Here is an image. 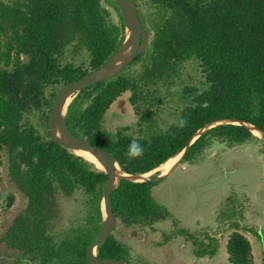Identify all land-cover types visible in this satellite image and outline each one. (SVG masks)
<instances>
[{
  "label": "trees",
  "instance_id": "obj_1",
  "mask_svg": "<svg viewBox=\"0 0 264 264\" xmlns=\"http://www.w3.org/2000/svg\"><path fill=\"white\" fill-rule=\"evenodd\" d=\"M133 1L149 33L147 47L114 77L76 93L66 112L69 130L110 152L128 174L162 164L214 119H241L264 132V0ZM123 35L113 0H0V166L5 152L8 173L29 198L27 210L1 237L16 251L15 259L5 264H88L85 252L100 228L106 175L54 142L47 117L56 92L100 66ZM68 51H84L86 60H66ZM188 68L192 76L184 72ZM126 91L147 130L129 133V126H122L104 131L110 104ZM173 98L181 103L173 120L164 130L153 129L157 113ZM180 117L187 120L182 129L175 123ZM133 137L144 154L129 160L125 152ZM251 137L258 139L241 125L213 127L195 139L181 162L194 160L213 142L233 146ZM157 181L119 179L111 192L117 220L125 226L150 225L170 216L151 195ZM56 185L68 192L80 190L85 197V214L59 236L48 228L54 218L50 194ZM12 200L8 195L7 207ZM237 229L234 225L226 240L228 261L253 264L250 241ZM96 254L127 260L126 249L111 234Z\"/></svg>",
  "mask_w": 264,
  "mask_h": 264
},
{
  "label": "rangeland",
  "instance_id": "obj_2",
  "mask_svg": "<svg viewBox=\"0 0 264 264\" xmlns=\"http://www.w3.org/2000/svg\"><path fill=\"white\" fill-rule=\"evenodd\" d=\"M112 17L116 19L113 14ZM85 57L84 51L78 55L66 53V60L75 64L81 58L86 60ZM184 72L194 74L191 68ZM129 94L124 92L113 103L115 108L107 110L102 124L104 131L115 132L122 126H129V133L147 130L128 102ZM165 105L157 113L153 129L164 130L173 120L175 107L181 103L173 98ZM29 120L45 133L35 116ZM1 159L0 264H5L15 259L16 251L9 249L1 237L15 218L27 210L29 198L8 173L5 152L1 153ZM181 163L151 188L154 200L169 210L170 216L150 225L133 227L117 220L111 235L126 249V264H230L225 244L234 229L231 224L237 225L249 239L253 264H264V142L254 137L233 146L213 142L194 160ZM8 195L13 200L7 207ZM50 196L54 218L50 219L48 228L52 235L59 236L60 230L85 214V197L80 190L68 192L58 185ZM201 243L204 250L214 248V254L204 253L201 258L191 259L193 250Z\"/></svg>",
  "mask_w": 264,
  "mask_h": 264
},
{
  "label": "water",
  "instance_id": "obj_3",
  "mask_svg": "<svg viewBox=\"0 0 264 264\" xmlns=\"http://www.w3.org/2000/svg\"><path fill=\"white\" fill-rule=\"evenodd\" d=\"M113 1L119 9L124 25V35L119 47L100 66L90 70L81 78L63 85L53 97L47 117L48 129L51 134V139L54 142L74 154H76L75 151L77 150L91 153L101 163L103 168L100 170L106 175L100 204V228L95 239L87 246L85 252L88 264H126L123 259L104 258L96 254V248L107 239L117 225V218L113 212L111 192L119 184V179H125L131 182H145L149 180H159L167 176L179 163H181L188 148L196 138L207 130L219 125L235 124L244 126L253 136L264 142V132L247 121L229 117L214 119L198 128L190 136L183 148L173 155H178V159L166 172H161L159 170L160 164L145 173L128 174L120 169L115 157L110 152L91 143L83 137L73 134L67 126L66 112L70 101L76 93L97 82L114 77L122 69L127 67L137 56L142 54L147 47L149 33H147L141 25L136 3L133 0ZM157 171L159 173L153 178H150V176Z\"/></svg>",
  "mask_w": 264,
  "mask_h": 264
},
{
  "label": "clouds",
  "instance_id": "obj_4",
  "mask_svg": "<svg viewBox=\"0 0 264 264\" xmlns=\"http://www.w3.org/2000/svg\"><path fill=\"white\" fill-rule=\"evenodd\" d=\"M175 123L178 128L182 129L187 125V120L183 117H180ZM143 154L144 147L137 138L133 137L130 144L128 145L127 151L125 152V156L129 160H133L142 157Z\"/></svg>",
  "mask_w": 264,
  "mask_h": 264
},
{
  "label": "bare ground",
  "instance_id": "obj_5",
  "mask_svg": "<svg viewBox=\"0 0 264 264\" xmlns=\"http://www.w3.org/2000/svg\"><path fill=\"white\" fill-rule=\"evenodd\" d=\"M76 155L83 157L84 159L88 160L89 162L93 163L98 169H102L101 163L91 154L82 150L75 151ZM178 159V155L173 156L162 163L159 167L161 172H166ZM118 168V167H117Z\"/></svg>",
  "mask_w": 264,
  "mask_h": 264
},
{
  "label": "flooded vegetation",
  "instance_id": "obj_6",
  "mask_svg": "<svg viewBox=\"0 0 264 264\" xmlns=\"http://www.w3.org/2000/svg\"><path fill=\"white\" fill-rule=\"evenodd\" d=\"M119 98V97H118ZM118 98H116L111 104H110V107L108 108V111H110V109L112 110V106H113V103L114 102H116L117 100H118ZM114 107V106H113ZM115 108V107H114ZM180 165H182V163L180 164ZM182 169H184L185 168V165H183V167H181ZM152 170V169H151ZM157 174H153V175H151L150 176V178H153L154 176H156ZM152 188V187H151ZM151 195H152V193H151ZM169 211V210H168ZM164 219H166V218H164ZM159 220H163V219H159ZM159 220H157V221H159ZM154 222H156V221H154ZM136 225H138V226H144V225H142V224H139V223H136V224H133L132 225V227L133 226H136ZM231 226L234 228V226L231 224ZM238 230V229H237ZM256 236L258 237V232L256 231ZM203 244L201 243L200 244V246H198V247H196L194 250H193V254H192V256L190 257L191 259H195V258H201V257H203V255H204V246H202ZM262 246V245H261ZM209 248H207V250H208ZM263 256H264V253H263ZM264 258V257H263ZM263 262H264V259H263Z\"/></svg>",
  "mask_w": 264,
  "mask_h": 264
}]
</instances>
